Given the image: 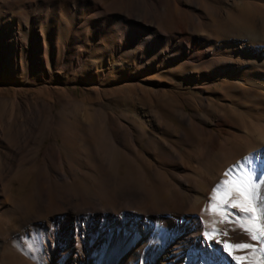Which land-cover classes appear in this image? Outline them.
Segmentation results:
<instances>
[{
  "label": "rangeland",
  "instance_id": "obj_1",
  "mask_svg": "<svg viewBox=\"0 0 264 264\" xmlns=\"http://www.w3.org/2000/svg\"><path fill=\"white\" fill-rule=\"evenodd\" d=\"M201 3L245 11L231 0H0V264H166L164 257L193 264L188 256L201 231L169 239L168 226H160L144 239L141 229L110 230H119L114 218L129 222L124 213L179 222L202 210L189 188L177 193L178 207L167 186L179 166L190 171L203 153L211 160L224 153L225 134L214 143L177 115L198 127L194 109L227 119L236 93L230 79L181 68L188 50L175 36L191 13L211 18ZM234 32L196 25L186 34L232 40ZM234 118L240 130L247 121L260 125ZM46 193L52 205L39 203ZM74 209L80 228L70 231L66 216ZM53 218L49 237L44 226ZM252 243L229 249V257L264 264V243ZM219 257L212 264H222Z\"/></svg>",
  "mask_w": 264,
  "mask_h": 264
},
{
  "label": "bare ground",
  "instance_id": "obj_2",
  "mask_svg": "<svg viewBox=\"0 0 264 264\" xmlns=\"http://www.w3.org/2000/svg\"><path fill=\"white\" fill-rule=\"evenodd\" d=\"M231 2H234L238 8L245 9V11L232 14L227 10L201 3L200 6L204 11H208L207 13L209 11L210 13L212 12L211 18L206 17V21L204 18L191 13V24H188V27L199 25L201 28L208 26L219 30H227L230 27L235 31L234 37H237L236 39H225L223 36L217 38L212 35L202 39L194 36V34L187 35L188 27L185 28L186 30L179 29L176 33L177 37L175 36L176 40H182L181 42L185 44L188 50L186 57L182 56L185 63L181 68L187 66L191 70L194 69L197 71L196 74L200 72L204 79L215 75L222 79H230L232 82L227 85L236 91L235 98L229 102L230 107H226V111L229 113L228 116L226 115L227 119L224 118L225 113L221 115L222 113L220 112L211 111L200 116L194 109V115L202 123L198 127V124L194 123L188 115H184V113L177 115V118L186 128H197L199 135L201 129H205V134L211 135L214 143L218 141L222 134L226 136L222 138L220 144V148L224 150V153L222 152L223 155H217L213 160L209 158L208 155L210 153L208 154V152L203 153L201 157H194V159L196 158V168L193 167L190 171L189 169L187 171L179 166L177 171L179 175L172 177L171 184L167 185L170 188L171 198L178 207L179 200L177 199L179 197H177V193L180 190L186 191L189 188L191 192L193 191L195 195L202 198L203 206L200 214L186 216L185 220H180V218V221L176 222L168 219L162 221L158 219V216L147 219L139 214L124 213V218L129 222L124 225L121 219L114 218V222L120 225L119 230L115 228V225H112L110 230V234H118L121 229H125L130 234H136L141 229L142 233H140L144 239L149 237L151 232H153L150 236L152 239L157 236L160 226H168L170 229L169 239L176 236L178 231L187 234H195L201 231L200 240H194L188 256L189 261L193 262V264H212V258L216 255L220 256L219 260H222V264H236L228 254L229 249L234 248L231 246L233 243L250 242L251 245L253 244L252 242L256 241V239L251 238L253 235L264 243V239L260 238L262 233H264V226L260 223V214L256 211V204L243 191V186L240 183L243 178L249 177L253 183L261 185V192L264 193V0H231ZM150 30H153L154 36L159 38L167 37L164 33H159L153 28ZM201 44L205 46L206 51L201 50L203 48ZM249 92L255 95V100H246ZM204 103H207L206 100ZM195 104L198 107L202 106L198 101ZM215 109L213 108L212 110ZM246 116L249 120H256L260 125L251 127V122L247 121L246 128L238 129V124L234 117L243 120ZM210 126L215 128V132L209 129ZM224 127L230 131L222 133L220 129ZM181 136H184L183 132H181ZM173 155L176 159H179L178 155ZM245 158H248L250 163H246ZM229 169L232 170L228 175H225V172ZM222 180L228 181V183L218 189L214 196L213 189ZM190 183L198 190H194ZM225 190L229 193L226 198L224 196ZM126 192L128 193V191ZM40 198V204L52 205V197L49 193L44 194ZM74 200L76 201V199H73V203ZM96 201L99 205L101 204L100 200ZM60 202L56 201L55 206L60 207V205L65 204H59ZM259 206L264 208V197L260 199ZM57 210L58 208L54 209V211ZM77 211L74 209L71 214L66 216V221L70 222L68 223L70 231H77L80 228V219ZM249 215L253 217L251 220L242 219ZM146 220L150 224L146 223ZM55 221L56 218H53L44 226V231L49 237L53 235L52 227L56 223ZM186 221L192 222V225L188 226V224H185ZM83 229L80 230L82 231ZM225 230H228L227 237L222 235ZM205 233L209 234L208 238H206ZM226 240L228 242L227 252L224 250V242ZM166 248L169 251V247ZM261 256V261L264 263V252ZM164 260L166 264L170 262L166 257H164Z\"/></svg>",
  "mask_w": 264,
  "mask_h": 264
},
{
  "label": "snow or ice",
  "instance_id": "obj_3",
  "mask_svg": "<svg viewBox=\"0 0 264 264\" xmlns=\"http://www.w3.org/2000/svg\"><path fill=\"white\" fill-rule=\"evenodd\" d=\"M245 161H246V163H250L248 158H245ZM231 170L232 169H229L228 171H226L225 175H228ZM227 183H228V181H223V180L220 181L215 186V188L213 189L214 196L217 193V190L221 189ZM240 183L243 186V191L252 199L253 203L256 204V211L260 214V223H261L262 226H264V208H261L259 206L260 199L262 197H264V193L261 192V185L253 183L252 180L249 177L243 178L240 181ZM227 195H229V193L227 192V190H225V192H224L225 198L227 197ZM252 218L253 217L249 215L247 217H243L242 219L251 220ZM208 235H209L208 233H205L206 238H208ZM222 235L227 237L228 236V230L223 231ZM251 238L252 239H257V237L255 235H253ZM260 238L264 239V233H262ZM217 243H219V241H217ZM231 246L234 247V248H237V249L251 247V245H249L247 243H241V242H235ZM224 250L226 252L228 251V242H227V240L224 242Z\"/></svg>",
  "mask_w": 264,
  "mask_h": 264
}]
</instances>
